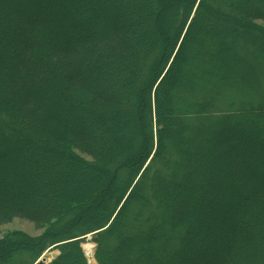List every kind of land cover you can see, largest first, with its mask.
<instances>
[{
    "label": "trees",
    "instance_id": "16d2710c",
    "mask_svg": "<svg viewBox=\"0 0 264 264\" xmlns=\"http://www.w3.org/2000/svg\"><path fill=\"white\" fill-rule=\"evenodd\" d=\"M103 1L0 0V226L45 228L1 237L0 264L50 246L48 264H88L92 232L97 264H264V0ZM228 134L249 183L242 194L229 171L202 183L198 219L179 191L204 143Z\"/></svg>",
    "mask_w": 264,
    "mask_h": 264
},
{
    "label": "rangeland",
    "instance_id": "374dc122",
    "mask_svg": "<svg viewBox=\"0 0 264 264\" xmlns=\"http://www.w3.org/2000/svg\"><path fill=\"white\" fill-rule=\"evenodd\" d=\"M181 1L184 3L187 2V0H181ZM106 2L112 4L113 9H115L117 7H122L124 5V2L122 0H105V1H103V3L102 2L99 3V5H101V4L103 5ZM132 7L133 8L131 10L136 9L135 8L136 5H132ZM129 15L131 17L133 14L132 15L129 14ZM115 17H116V15H115ZM149 19L152 20L153 18L149 17ZM96 23L98 24V27L93 31V32H95V34H96V32H99V30H101V27H102V22H96ZM256 23L264 25V22H262V21H256ZM205 28L206 29L208 28L207 24H205ZM225 30L227 31V29H225ZM255 38H256V40L259 41V39L257 37H255ZM229 53H230L229 56L231 59H237L239 57L237 55V49H235V48L230 49ZM251 62L254 64L255 59L251 60ZM231 69L235 70L233 65H232ZM237 72L245 73V70L244 71L237 70ZM96 76H95V74H92L91 77L94 79V78H96ZM124 113H125V115H123L124 120L122 122L121 128L123 131H125V133H127V130L130 127H133L134 122H133L132 118L128 116L129 109L125 108ZM57 134L59 136H62L64 133L61 130L57 129ZM248 138H251V137H248ZM66 139L68 141V138L65 135V138H62V140H66ZM241 140H243V139L241 137H238L236 134H228L224 139H222V141H220V143L218 145H216L213 142L209 143V144L204 143L202 150H201L202 155L200 157V160L198 162H196L194 164V166H196V169L198 170V173L200 176H201V174H203V176H205L204 172L207 173L209 168L212 166L215 169L213 177L210 178L209 176H207V178L205 177V179H204L203 177L199 176L198 178H196V180H190L189 187H188L187 191L184 192L183 189L181 191H179L180 193H184L187 195L188 199L192 203V206H193L192 209L197 213L195 217H199L198 219H202V216L200 214V209H202L203 206H206V205L209 206L210 205L209 204L210 203V197L212 196L211 193L208 191L201 192L203 190V188H201V187L204 186V185H202V183L207 182V181L212 180V179L215 181L220 177V175H223V173H226V171H229L228 174L230 176L235 177L236 181L243 183V186H241V187L236 186L237 187L236 190L237 191L239 190V192H241L242 194L245 192V188L247 186V183H249V182L245 181V178L240 175V171H238L237 165H235V163H233V157L234 156L232 154L235 151L236 147H239V148L244 147V144L242 143ZM256 145H255L256 147L251 146V147H248V149H245V151H247V152L249 151L251 153H248L245 156V158L243 157V162H247V163H248V161L254 162V159L251 158L252 156H250V155L253 153L254 150H256L258 147H260L258 145V140L256 142ZM214 151L218 152V156H216L217 157L216 161L214 158ZM249 158H251V159H249ZM190 174L192 177L193 174L192 173H190ZM77 179H80V177H77ZM18 190H19V192L25 191L24 188H19ZM31 198L33 201L38 202V203H42L45 200L44 197H42V196L38 197V195H35V194H34V197H31ZM228 198L229 199H231V198L235 199L234 197H231V194L228 195ZM217 201L222 206V204H223L222 198L217 197ZM238 201H239V199H235V201L231 202L230 206L226 207V211H227L229 216L233 215L234 209L236 208V206L239 203ZM44 231H45L44 227L37 229L31 222H29L25 219L13 218V219H11L10 222L0 226V238L11 233V232H19L22 235H25V236H28V237L34 239V238H38V237L42 236ZM191 240H192L191 244L193 246H197L200 244V242H203V240H199V237H194ZM86 241L94 244V242L92 241V236H91V237H89V239H85L81 243V247H82V244ZM211 252H213V254L219 258V252L218 251H211ZM58 254H59L58 249L56 247L52 248L50 246L46 250H44V252H42V257L45 258V263H49L53 259H55ZM127 260H128V263L131 262L130 258L129 259L126 258V261ZM160 263H161V261H160ZM88 264H90V263L88 262ZM94 264H97L96 261Z\"/></svg>",
    "mask_w": 264,
    "mask_h": 264
},
{
    "label": "bare ground",
    "instance_id": "6f19581e",
    "mask_svg": "<svg viewBox=\"0 0 264 264\" xmlns=\"http://www.w3.org/2000/svg\"><path fill=\"white\" fill-rule=\"evenodd\" d=\"M82 248L84 250L85 255L88 258V261L90 264H94L95 263V259L93 256V243H90L88 241L84 242L82 244Z\"/></svg>",
    "mask_w": 264,
    "mask_h": 264
},
{
    "label": "water",
    "instance_id": "95a60500",
    "mask_svg": "<svg viewBox=\"0 0 264 264\" xmlns=\"http://www.w3.org/2000/svg\"><path fill=\"white\" fill-rule=\"evenodd\" d=\"M95 232H92V233H90L89 235H86L85 236V239H89V237H91L92 236V234H94ZM95 248V245H93V249ZM87 257V256H86ZM44 262V259L43 258H41V259H38L37 260V262L36 263H43Z\"/></svg>",
    "mask_w": 264,
    "mask_h": 264
}]
</instances>
